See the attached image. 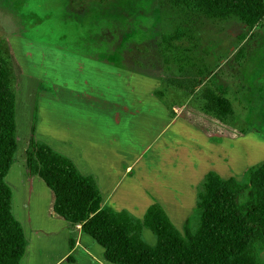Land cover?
<instances>
[{
  "label": "rangeland",
  "instance_id": "1",
  "mask_svg": "<svg viewBox=\"0 0 264 264\" xmlns=\"http://www.w3.org/2000/svg\"><path fill=\"white\" fill-rule=\"evenodd\" d=\"M183 28L186 33L177 39V30ZM18 40L47 53H79L83 58L75 61L82 73L83 84L76 87L79 93L85 84L96 89L93 79L109 80L121 74L123 78L127 71L126 86L153 99L149 101L153 105H143L137 112H150L159 118L157 125L146 130L149 122H141L132 127L145 143L136 153L140 150L154 163L151 169L157 176L143 173L134 179L132 171L124 173L126 177L117 172L123 186L129 184L128 208L137 216L148 202L137 207L134 197L145 199L147 192L167 207L169 218L184 236L186 220L191 232L199 224L198 194L207 172L245 184L247 172L264 162V19L253 29L235 17L198 16L186 22L167 0H0V41L9 58L16 98V161L24 170L40 92L50 86L42 76H35L33 82L21 61ZM196 83L201 85L195 87ZM206 88L225 95L233 114L217 121V110L200 98ZM92 90L85 89L88 96L83 92L84 97ZM142 236L147 244H155L148 230ZM260 258L264 262V249Z\"/></svg>",
  "mask_w": 264,
  "mask_h": 264
},
{
  "label": "trees",
  "instance_id": "2",
  "mask_svg": "<svg viewBox=\"0 0 264 264\" xmlns=\"http://www.w3.org/2000/svg\"><path fill=\"white\" fill-rule=\"evenodd\" d=\"M167 1L186 22L198 16L212 20L235 17L253 29L264 19V0ZM186 31L178 29L175 36L178 39ZM200 98L219 114H233L229 99L216 89L206 88ZM34 123L25 154L29 175H38L52 191L53 212L71 225H80L81 232L104 250L109 264H264L260 258L264 249V162L247 172L245 184L209 172L198 194L199 224L191 232L187 222L183 236L157 205L147 210L142 223L127 213L101 208L99 189L89 178L49 146L36 144ZM17 152L13 73L0 41V264H20L27 247L5 181ZM142 227L155 236L153 246L144 241Z\"/></svg>",
  "mask_w": 264,
  "mask_h": 264
},
{
  "label": "crops",
  "instance_id": "3",
  "mask_svg": "<svg viewBox=\"0 0 264 264\" xmlns=\"http://www.w3.org/2000/svg\"><path fill=\"white\" fill-rule=\"evenodd\" d=\"M21 43L24 42L18 40L19 50L22 49ZM68 56L72 57L73 55L68 53ZM23 57V60L21 59L23 66L29 69L25 52H23ZM73 57L74 60L80 62L83 59L75 55ZM75 68L77 72L82 74L78 65ZM30 73L33 77V71ZM126 74L129 72L123 71V78L126 77L124 79L122 74L119 77L115 75L109 80H100L101 77L93 79L96 80L95 82L92 81L94 83H105L104 86L96 83L98 87L94 90H92L91 84L83 85L86 90H92L87 98L83 94L85 89L80 93L76 89L80 83L83 84L81 75V79L72 81L73 84L70 83L66 91L67 97H62L58 102H52L51 97L49 98L44 92H40L41 98L37 103L38 111L34 123V136L37 145L45 144L70 160L83 176L89 178L96 185L100 192L99 206L101 208L108 206L113 211L127 213L135 221L142 223L145 213L151 206H159L168 216L167 207L154 196L144 192L145 199L139 195L134 197L137 207L148 202L140 216H137L128 208L132 196L127 187L129 184L124 183L125 189L120 175L123 173V176L126 177L124 173L132 171L134 179L143 176V173L144 175L149 173L151 176H157V173L152 170L154 163H149L146 159L147 156H144L145 154L141 153L140 150L139 153H136V148L144 147L145 143L138 140L140 136L136 134L137 130L135 134L133 133L132 126L141 122H149L146 126L139 125L144 126L147 130L152 125H157L159 118L153 117L154 115L150 116V112H137L141 109L139 107L153 105L154 102H149L153 99L149 100L146 94L129 89L126 82L130 76ZM138 77L140 80L146 79L142 76ZM143 83L147 84V81H143ZM87 86L89 89L86 88ZM94 92H97L95 96H93ZM158 94L159 92L156 93L157 96H159ZM86 96H88V92ZM162 96L164 94L161 93L160 97ZM154 100L157 103L158 100ZM160 100L163 101V98ZM202 102L204 105H209L203 100ZM47 104L57 106L58 111H50ZM81 104L83 107L79 108L78 105ZM160 107L163 111L162 106ZM205 115L209 114L205 113ZM216 115L223 117L219 112H216ZM217 116L214 117L219 121ZM41 118L44 121L40 125ZM171 119L173 121L174 117ZM145 129L144 133H146ZM143 136L145 137V135ZM149 136H151V140L152 135ZM16 158L5 181L7 180V185L12 184L11 188L14 192L12 194L13 215L21 224L27 240V252L25 251L20 264L23 261V264H109L103 257L104 250L91 237L81 232L80 225H71L53 212L54 195L52 191L47 188L38 175H29L26 159L23 170L17 164ZM170 221L172 222L171 219ZM187 222L186 220L183 224V229ZM144 229L148 230L142 227V235ZM28 235H31L30 239H28Z\"/></svg>",
  "mask_w": 264,
  "mask_h": 264
},
{
  "label": "flooded vegetation",
  "instance_id": "4",
  "mask_svg": "<svg viewBox=\"0 0 264 264\" xmlns=\"http://www.w3.org/2000/svg\"><path fill=\"white\" fill-rule=\"evenodd\" d=\"M21 47L23 50L22 52L27 54L26 58L29 72L33 71L34 74L36 73V77L42 76V81L47 86H50L41 90V93L44 92L49 98L51 97L52 102H58L62 97H67L66 91L69 88L70 83L80 78V73L76 71L77 67L75 68L74 65L76 64V60H74L73 57L74 55L80 56L79 53H71L73 56L69 57V52H67V50L59 52L49 50L50 52L47 53L41 51L40 49L42 48L37 45L30 43L26 45L23 43L21 44ZM39 73L41 74L39 75ZM34 74H32V78L35 80L37 78H35ZM97 84L102 86L105 85V83L99 82ZM51 91L52 93H50ZM47 107L52 112L58 111V107L53 104H47Z\"/></svg>",
  "mask_w": 264,
  "mask_h": 264
}]
</instances>
